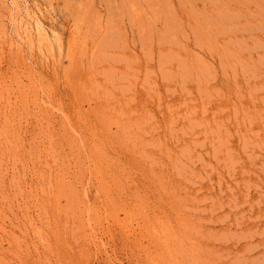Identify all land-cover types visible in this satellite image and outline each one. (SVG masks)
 I'll return each mask as SVG.
<instances>
[{
    "label": "rangeland",
    "instance_id": "1",
    "mask_svg": "<svg viewBox=\"0 0 264 264\" xmlns=\"http://www.w3.org/2000/svg\"><path fill=\"white\" fill-rule=\"evenodd\" d=\"M0 264H264V0H0Z\"/></svg>",
    "mask_w": 264,
    "mask_h": 264
}]
</instances>
